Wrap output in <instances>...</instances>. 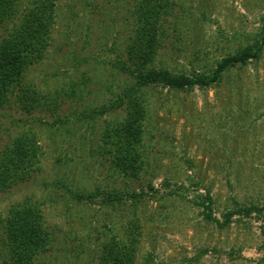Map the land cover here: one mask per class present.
<instances>
[{
	"label": "rangeland",
	"instance_id": "rangeland-1",
	"mask_svg": "<svg viewBox=\"0 0 264 264\" xmlns=\"http://www.w3.org/2000/svg\"><path fill=\"white\" fill-rule=\"evenodd\" d=\"M171 1L175 17L156 65L174 75H210L264 29V0ZM131 8L132 0H57L50 47L24 81L43 93H61L82 76L86 83L64 98L62 122L46 111L0 109V149L24 128L39 147L30 178L0 192V221L12 205L37 204L55 240L33 264H99L104 244H128L133 234L134 264H264L261 216H234L218 227L201 206L210 197L219 222L237 207L264 206V48L209 87L144 88L143 164L127 177L95 147L104 122L122 119V111L88 116L132 80L114 68ZM5 34L0 29V40ZM76 193L96 195L78 200ZM113 195L119 199L105 200Z\"/></svg>",
	"mask_w": 264,
	"mask_h": 264
},
{
	"label": "trees",
	"instance_id": "trees-1",
	"mask_svg": "<svg viewBox=\"0 0 264 264\" xmlns=\"http://www.w3.org/2000/svg\"><path fill=\"white\" fill-rule=\"evenodd\" d=\"M21 2L0 0V29L6 31L0 40V109L15 107L17 113L27 116L33 112L46 111L57 116L53 122H62L59 111L65 103L64 98L76 96L79 85L84 86L86 78L82 76L77 83H69L68 88L61 93H43L25 83V71L38 64L50 47V29L55 23L57 0H28L23 8ZM132 2L133 8L129 9L131 31L123 49L124 55H117L114 64L120 74L132 80L125 82L111 101L96 108L88 116L94 119L96 116L122 111V119L104 122L105 126L98 132L95 147L109 161L112 169L131 178L137 177L143 164L138 149L146 115L144 88L158 84L175 90L195 86L206 88L216 84L222 73L229 68L243 66L260 58L264 48L263 29L251 44L217 61L210 75H174L156 63L159 51L164 47L163 40L169 34L166 27L170 23L168 19L175 17L173 10L176 4L171 0ZM19 121L25 123L24 119ZM28 130L24 128L15 136H10L9 141L0 149V192L28 180L38 161L39 147L34 135ZM95 195L76 193L75 197L78 200H92ZM117 199L118 195H113L105 200ZM203 201L201 206L204 217L218 227L228 225L234 216L248 218L257 214L264 222V206L249 204L237 207L228 211L223 221L219 222L210 213L211 198L206 196ZM135 238L133 234L128 244L120 240H109L102 247L99 264H134ZM54 240L52 231L43 225L40 208L28 200L12 205L4 220L0 221V257L4 264H33L38 255L51 248Z\"/></svg>",
	"mask_w": 264,
	"mask_h": 264
}]
</instances>
